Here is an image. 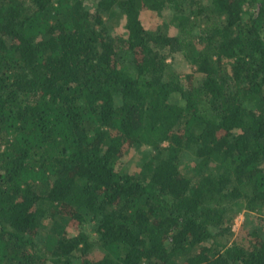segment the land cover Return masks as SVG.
I'll use <instances>...</instances> for the list:
<instances>
[{
    "label": "trees",
    "instance_id": "1",
    "mask_svg": "<svg viewBox=\"0 0 264 264\" xmlns=\"http://www.w3.org/2000/svg\"><path fill=\"white\" fill-rule=\"evenodd\" d=\"M0 264H264V0H0Z\"/></svg>",
    "mask_w": 264,
    "mask_h": 264
},
{
    "label": "rangeland",
    "instance_id": "2",
    "mask_svg": "<svg viewBox=\"0 0 264 264\" xmlns=\"http://www.w3.org/2000/svg\"><path fill=\"white\" fill-rule=\"evenodd\" d=\"M140 19H141V23L146 28H150V27L152 28L155 25H157L161 20H163L161 16L159 17L153 16L151 11H142L140 14ZM114 21L116 22L118 27L122 26L123 21H116V17H114ZM169 29L175 31V29L171 26H169ZM171 63L178 73L185 74L188 72H191V73L194 72V67L191 65V63L189 61L184 60L181 55H175ZM145 148L146 147H143V149ZM120 165L121 167L123 166L125 170L126 169L132 170L134 167L138 166L139 165L138 152L126 154L125 156H123L121 159ZM255 215L256 214H254L253 212L245 213L244 210L241 211L234 219V223L232 225L233 231L236 232L240 227H243L246 229L253 228L258 222L256 221V219H254ZM83 228H84V231L89 235L90 240L95 241L94 234L92 232H89L90 226L85 224ZM70 232H74V230L70 229Z\"/></svg>",
    "mask_w": 264,
    "mask_h": 264
}]
</instances>
